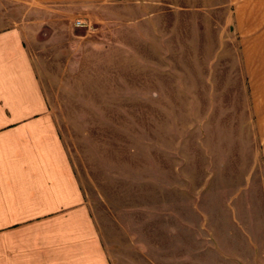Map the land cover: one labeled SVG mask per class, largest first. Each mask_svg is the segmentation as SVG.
<instances>
[{
	"label": "rangeland",
	"instance_id": "obj_1",
	"mask_svg": "<svg viewBox=\"0 0 264 264\" xmlns=\"http://www.w3.org/2000/svg\"><path fill=\"white\" fill-rule=\"evenodd\" d=\"M148 8L112 3L82 26L66 13L29 12L57 21L29 29L48 112L111 264H242L233 253L246 247L242 185L252 158L243 155L242 104L197 87L191 73L209 61L183 60L164 36L178 17ZM179 29L168 28L171 38L180 41ZM259 190L247 189L249 204Z\"/></svg>",
	"mask_w": 264,
	"mask_h": 264
},
{
	"label": "crops",
	"instance_id": "obj_2",
	"mask_svg": "<svg viewBox=\"0 0 264 264\" xmlns=\"http://www.w3.org/2000/svg\"><path fill=\"white\" fill-rule=\"evenodd\" d=\"M124 1L0 0V264H111L30 52L29 29L40 31L45 23L56 28L57 21L28 15L51 10L85 20ZM131 1L148 5L149 15L164 10L178 17L166 20L164 36L180 44L183 60L209 61L191 73L197 87L210 84V90H227L240 100L248 135L243 155L252 158L242 185L246 247L233 253L234 261L264 264V0ZM218 12L222 18L215 20ZM169 27L180 28V41L171 38ZM253 172L258 179H251ZM251 187L260 189L254 205Z\"/></svg>",
	"mask_w": 264,
	"mask_h": 264
},
{
	"label": "built area",
	"instance_id": "obj_3",
	"mask_svg": "<svg viewBox=\"0 0 264 264\" xmlns=\"http://www.w3.org/2000/svg\"><path fill=\"white\" fill-rule=\"evenodd\" d=\"M74 24L76 26H82L84 24L83 20L81 18H76L74 21Z\"/></svg>",
	"mask_w": 264,
	"mask_h": 264
}]
</instances>
